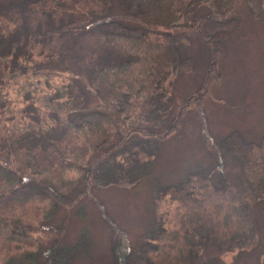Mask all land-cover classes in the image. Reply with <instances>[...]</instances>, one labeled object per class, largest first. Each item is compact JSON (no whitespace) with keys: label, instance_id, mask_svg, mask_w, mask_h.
Returning <instances> with one entry per match:
<instances>
[{"label":"trees","instance_id":"trees-1","mask_svg":"<svg viewBox=\"0 0 264 264\" xmlns=\"http://www.w3.org/2000/svg\"><path fill=\"white\" fill-rule=\"evenodd\" d=\"M121 1L127 12H111V0H0V264H69V210L95 188L137 180L127 159L174 133L185 107L200 106L238 27L234 11L196 14L191 0ZM191 35L205 47L206 74L169 120L163 104L172 75L196 66ZM204 139L214 171L200 167L162 189L186 207L181 227L130 245L114 226L116 264H212L255 240L264 137L247 141L233 130L218 142ZM61 207L67 212L46 253L34 234L50 230Z\"/></svg>","mask_w":264,"mask_h":264},{"label":"rangeland","instance_id":"rangeland-1","mask_svg":"<svg viewBox=\"0 0 264 264\" xmlns=\"http://www.w3.org/2000/svg\"><path fill=\"white\" fill-rule=\"evenodd\" d=\"M190 6L196 14L234 11L231 15L238 27L223 43L216 66L218 72L211 71L212 80L202 87L200 106H187L180 111L181 121L174 133L161 141L156 139L154 146H146L148 153L138 154V161L127 159L133 174L137 173V180L133 183L120 180L95 188V197L83 196L69 210L63 240V246L73 256L69 264H116L112 251L114 226L121 228L130 245H138L155 229H179L186 207L173 200L171 194L163 195L162 189L200 167L214 171L215 152L206 145L205 136L218 142L233 130H239L247 141L264 137V0L256 5L252 0H191ZM110 11L127 12L121 0H111ZM178 22L181 25L182 20ZM154 29L166 30L162 26ZM188 39L187 48L194 55L196 66L193 71L172 75L170 93L163 104L169 120L178 114L184 98L199 90L207 70L205 47L193 35ZM84 75L82 78L86 79ZM95 99L90 95L88 102ZM66 212L65 207L59 208L49 225L51 229L34 234V241L46 253ZM259 214L260 228L252 244L229 250L212 264H264V216L261 211ZM75 243L81 245L72 251L70 246Z\"/></svg>","mask_w":264,"mask_h":264}]
</instances>
